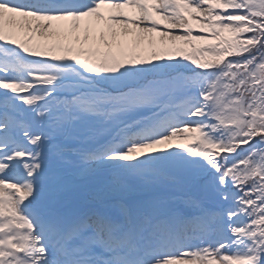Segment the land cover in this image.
Wrapping results in <instances>:
<instances>
[{"label":"snow or ice","instance_id":"obj_1","mask_svg":"<svg viewBox=\"0 0 264 264\" xmlns=\"http://www.w3.org/2000/svg\"><path fill=\"white\" fill-rule=\"evenodd\" d=\"M0 264H264V0H0Z\"/></svg>","mask_w":264,"mask_h":264}]
</instances>
